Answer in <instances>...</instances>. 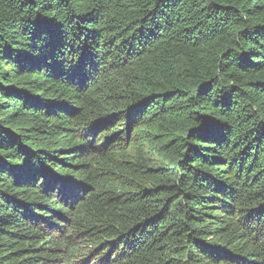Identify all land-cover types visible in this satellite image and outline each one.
<instances>
[{
	"label": "trees",
	"instance_id": "trees-1",
	"mask_svg": "<svg viewBox=\"0 0 264 264\" xmlns=\"http://www.w3.org/2000/svg\"><path fill=\"white\" fill-rule=\"evenodd\" d=\"M0 264H264V0H0Z\"/></svg>",
	"mask_w": 264,
	"mask_h": 264
}]
</instances>
